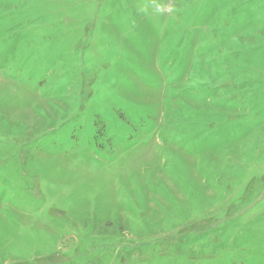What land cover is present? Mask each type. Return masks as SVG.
I'll list each match as a JSON object with an SVG mask.
<instances>
[{"label":"rangeland","instance_id":"1","mask_svg":"<svg viewBox=\"0 0 264 264\" xmlns=\"http://www.w3.org/2000/svg\"><path fill=\"white\" fill-rule=\"evenodd\" d=\"M0 264H264V0H0Z\"/></svg>","mask_w":264,"mask_h":264}]
</instances>
